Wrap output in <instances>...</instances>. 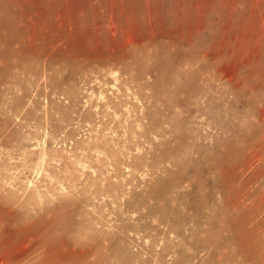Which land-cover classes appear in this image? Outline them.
<instances>
[{
    "label": "rangeland",
    "instance_id": "374dc122",
    "mask_svg": "<svg viewBox=\"0 0 264 264\" xmlns=\"http://www.w3.org/2000/svg\"><path fill=\"white\" fill-rule=\"evenodd\" d=\"M0 264H264V0H0Z\"/></svg>",
    "mask_w": 264,
    "mask_h": 264
}]
</instances>
